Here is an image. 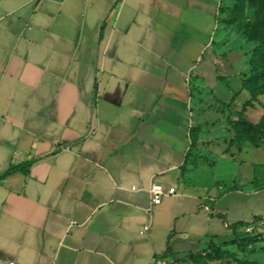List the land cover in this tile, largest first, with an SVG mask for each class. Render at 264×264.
Instances as JSON below:
<instances>
[{"label": "crops", "instance_id": "0c3cea01", "mask_svg": "<svg viewBox=\"0 0 264 264\" xmlns=\"http://www.w3.org/2000/svg\"><path fill=\"white\" fill-rule=\"evenodd\" d=\"M222 2L0 0V264H155L264 216V143L192 156L251 98Z\"/></svg>", "mask_w": 264, "mask_h": 264}, {"label": "trees", "instance_id": "16d2710c", "mask_svg": "<svg viewBox=\"0 0 264 264\" xmlns=\"http://www.w3.org/2000/svg\"><path fill=\"white\" fill-rule=\"evenodd\" d=\"M256 3V10L254 12L253 21L244 25L243 35L249 40L256 43L252 53L250 55L251 73L243 80V88L248 90L251 94V98L247 100L241 111L238 112L237 119H230L228 121L230 129L233 131V137L230 140V145H235L239 150L242 149L246 142H251L255 146L259 147L264 143V114L259 122L254 123L250 121L245 111L248 107L254 106L260 95H264V0H252ZM200 126H196L192 130L193 145L196 144V132L199 131ZM21 169L20 166H11L1 177L10 175ZM264 220V216H256L252 221H239L234 224H228L225 218V222L229 228L233 230L234 235L237 237L235 240L223 241L221 243H213L210 247L198 251L190 252L177 256L174 259H169L168 249L167 253L156 256V261L165 259L168 261H181L187 264H207L209 259H219L224 256L223 246L235 243H243L245 245L252 243L259 238L260 234L252 231H245L250 226H261V221ZM244 229V230H243ZM239 264H261L256 259L246 257L244 259H238Z\"/></svg>", "mask_w": 264, "mask_h": 264}, {"label": "rangeland", "instance_id": "374dc122", "mask_svg": "<svg viewBox=\"0 0 264 264\" xmlns=\"http://www.w3.org/2000/svg\"><path fill=\"white\" fill-rule=\"evenodd\" d=\"M256 8V3L252 0H223L220 8L221 23L226 30H230V33L243 34V27L253 21ZM211 107L207 103L205 110ZM198 126L200 127L199 131L196 132L197 142L192 152L195 162L208 158L207 150L211 143L219 139H225L229 143L234 134L229 127L228 120L220 123V120L215 117H210L209 121ZM228 132L232 134L230 135ZM198 139L201 141L198 142ZM252 228L255 233L260 234L258 239L247 245L235 241V243L223 246L224 256L219 259H209L207 264H239L238 259L246 257L256 259L264 264V227L254 226ZM236 237L234 235L229 241L235 240Z\"/></svg>", "mask_w": 264, "mask_h": 264}, {"label": "built area", "instance_id": "2783aa9c", "mask_svg": "<svg viewBox=\"0 0 264 264\" xmlns=\"http://www.w3.org/2000/svg\"><path fill=\"white\" fill-rule=\"evenodd\" d=\"M164 193H165V189L162 184L153 183L151 187L152 203L153 204L158 203L161 197L164 195ZM260 225H261L260 227H264V220L261 221ZM252 227L254 226L248 227L246 231H252L253 229ZM155 264H187V263L181 262V261L175 262V261H168L165 259H160V260H157Z\"/></svg>", "mask_w": 264, "mask_h": 264}]
</instances>
